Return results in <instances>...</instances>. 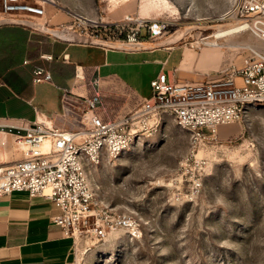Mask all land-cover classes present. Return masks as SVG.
<instances>
[{
	"label": "rangeland",
	"instance_id": "obj_1",
	"mask_svg": "<svg viewBox=\"0 0 264 264\" xmlns=\"http://www.w3.org/2000/svg\"><path fill=\"white\" fill-rule=\"evenodd\" d=\"M236 1L53 0L47 16L54 22L67 16L65 24H102L112 23L116 13L128 9V18L163 20L169 27L157 42L180 37L171 46L184 52V59L193 56L186 69L206 78L242 67L251 53L227 43L257 42L247 31L217 40V47L205 44L216 33L236 28L218 20ZM178 51L172 53L169 68L178 61ZM69 52L77 64L103 59L93 46L74 45ZM165 56L110 54L109 60L120 64L110 71L127 80L137 74L140 94L151 96V78ZM141 61L145 67H139ZM108 72L104 69L102 76ZM178 75L173 73L172 80ZM36 91L39 97L56 99L62 93L48 85ZM115 100L119 110L125 101ZM74 109L83 114L84 109ZM21 150L15 140L0 135V168L20 159ZM200 158L207 162L202 187L192 190ZM87 175L101 200L116 213H127L133 228L117 230L100 243L80 242L71 264H264V104L251 107L241 122L221 126L216 140L200 144L166 118L133 150L117 159L104 158L100 165L88 167Z\"/></svg>",
	"mask_w": 264,
	"mask_h": 264
},
{
	"label": "built area",
	"instance_id": "obj_2",
	"mask_svg": "<svg viewBox=\"0 0 264 264\" xmlns=\"http://www.w3.org/2000/svg\"><path fill=\"white\" fill-rule=\"evenodd\" d=\"M49 5L51 0H0V27L21 26L44 35L14 23L32 21L53 27L47 16ZM219 20L242 21L247 31L264 41V0H238ZM79 21L57 28L95 40L137 44L161 40L169 27L163 20L128 17L119 23ZM8 22L11 23L5 24ZM250 52L242 67L220 70L201 82L179 83L172 81L168 73H161L151 81L149 98L111 119L102 115L105 107L100 79L96 78L89 84L93 88L90 94L78 96L85 108L76 130L46 122H36L27 128L0 124V134L9 135L19 146L24 145L21 159L0 168V204L14 192L51 200L58 209L52 221L64 236L74 240L75 252L80 242L100 243L117 230L133 228L128 214L112 210L88 183V167L100 165L106 157L117 159L130 152L166 118L189 132L197 144L216 140L221 126L241 122L251 107L264 104V52ZM42 59L52 62L54 57L42 55ZM64 61H68L67 55ZM34 75L35 84L53 82L50 70L38 67ZM76 79L78 87L86 81L79 70ZM205 129L211 133L206 135ZM196 163L192 190L201 189L207 166L203 158L196 159Z\"/></svg>",
	"mask_w": 264,
	"mask_h": 264
},
{
	"label": "crops",
	"instance_id": "obj_3",
	"mask_svg": "<svg viewBox=\"0 0 264 264\" xmlns=\"http://www.w3.org/2000/svg\"><path fill=\"white\" fill-rule=\"evenodd\" d=\"M123 17L124 19L128 17V9L123 13L122 11L116 13L112 23L124 21ZM67 19H69L67 16H60L59 21L54 22L52 18L50 25L53 27L69 25L65 24ZM73 46L21 26L0 27L1 125L27 128L36 122H46L58 128L76 130L80 125V123L76 124V120L81 121L82 113L74 108L81 110L85 108L78 96L89 95L92 90L87 89L85 84L89 85L96 78L100 79V91L105 107L102 115L105 119L115 118L136 108L144 98L150 96L140 94L141 84L136 81L137 74L132 75L133 77L129 76L127 80L121 79V75L117 72L110 71L112 67L120 65L109 60L110 54L164 53L166 56L159 61L161 68L156 77L161 73H168L172 80L173 73H178L174 80L179 83L207 80V77L202 78L204 73L186 69L194 62V57L189 55L184 59V52H179L175 47L123 52L93 46L98 53L103 54V59L96 63L77 64L72 60L69 52ZM217 46L220 45L214 47ZM222 46L227 47V45ZM176 51L180 53V57L169 68L171 55ZM42 55H53L54 60L52 62L44 60ZM65 55L68 56V61H64ZM138 65L141 68L146 64L141 61ZM38 67L50 70L52 83H34V71ZM104 69L109 70L105 77L102 76ZM77 70H82L86 79L82 82V87H78ZM156 77L151 78V81ZM39 85L55 87L58 91H62L61 96L59 99L48 95L39 97L36 91ZM65 90L71 91L72 94L67 95ZM118 97H123L125 101L119 110L115 100ZM75 102L81 104L80 107L76 106ZM0 135L11 139L9 135ZM57 214L58 209L51 200L30 197L27 192H14L4 198L0 204V264H71L75 255V242L72 238L64 236L61 228L53 223L52 218Z\"/></svg>",
	"mask_w": 264,
	"mask_h": 264
},
{
	"label": "water",
	"instance_id": "obj_4",
	"mask_svg": "<svg viewBox=\"0 0 264 264\" xmlns=\"http://www.w3.org/2000/svg\"><path fill=\"white\" fill-rule=\"evenodd\" d=\"M11 22L5 23L10 24ZM242 21H233L229 22V24L233 27L241 25ZM14 24H22L28 28H31L33 30H36L46 36H50L52 38H55L63 43L71 44V45H86V46H95V47H102L109 50H115V51H123V52H143V51H150L160 48H169L172 47L171 45L174 43H168L169 41L164 42H141L137 44H128V43H118L108 40H95L92 38H87L85 36L79 35L77 32L73 30H64L57 27H45L40 24H37L32 21H23L21 23H14ZM65 32H70L72 34L79 35L84 39L81 40H68L63 35Z\"/></svg>",
	"mask_w": 264,
	"mask_h": 264
},
{
	"label": "bare ground",
	"instance_id": "obj_5",
	"mask_svg": "<svg viewBox=\"0 0 264 264\" xmlns=\"http://www.w3.org/2000/svg\"><path fill=\"white\" fill-rule=\"evenodd\" d=\"M51 4H55L53 2V0H51ZM221 17V16H220ZM219 17V19H220ZM218 19V20H219ZM247 26H246V23H243L239 26H236V28L234 29H231V30H227V31H220L218 33H216L214 35V40L212 41H208V42H205V44H210V45H214L216 46L218 44L217 40H220V39H223L227 36H230V35H233V34H239V33H242V32H246ZM65 36V38H67L68 40H81V39H84L82 38L81 36L79 35H74L70 32H65L63 34ZM173 39V38H172ZM181 38L178 37L176 38L175 40H170L168 43H178V41L180 40ZM257 39V42H252L251 40H244L242 42H231V43H227L228 46L230 47H237V48H240V49H248V50H255L256 52H264V41H262L260 38H256ZM204 44V45H205ZM80 74L82 76L83 72L82 70H80ZM24 148V145H20V149H23ZM88 176V175H87ZM88 183L94 187L90 180H89V177H88Z\"/></svg>",
	"mask_w": 264,
	"mask_h": 264
}]
</instances>
